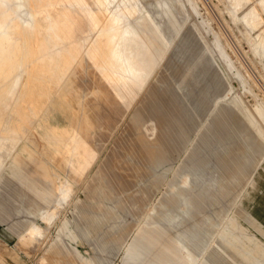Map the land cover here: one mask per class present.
<instances>
[{
    "label": "rangeland",
    "instance_id": "374dc122",
    "mask_svg": "<svg viewBox=\"0 0 264 264\" xmlns=\"http://www.w3.org/2000/svg\"><path fill=\"white\" fill-rule=\"evenodd\" d=\"M39 1L60 11V0ZM88 1L99 13L93 0ZM225 1L222 7V0H141L137 7L142 13L122 21L128 31L142 30L152 41V30L140 24L150 23L146 16H151L167 36L168 41L155 36L160 51L147 74L137 65L116 74L139 86L122 118L138 125L147 120L150 144L173 149V167L163 164L166 158L160 156L156 169H118L108 162L110 140L96 118L119 116L121 109L99 93L93 99L84 94L91 79L75 64L58 83H28L16 106L10 103L2 128L10 130L11 123L22 126L17 140L3 141L0 136V264H55L57 258L60 264H121L120 233L107 212H117L129 239L140 222L138 237L157 249L146 264H215V257L226 256L238 257L239 264H264V24L255 8L243 19L246 8L239 14L242 6ZM131 3L114 0L107 7L120 18L118 13ZM86 34L95 37L93 32ZM37 37L30 36V42L44 40ZM179 38L196 47L198 39L202 41L175 79L192 108L203 100L195 120L194 109L184 113L177 104L172 112L164 111L149 84L160 73L167 75L165 68L174 57L168 53ZM140 41L147 44L146 39ZM127 46L126 42L121 48ZM138 53L130 57L138 60ZM35 58H41L39 53ZM34 68L36 64L29 67ZM144 91L148 96L143 100ZM150 105L155 113L148 110ZM73 107L94 119L103 139L95 160L77 181L66 175L61 148L51 140L52 127L55 137L71 131ZM132 111L135 119L129 117ZM151 115L157 120L149 119ZM119 144L133 142L123 138ZM162 165L169 171L162 172ZM104 180L113 182L122 200L115 199ZM92 182L105 197H92ZM35 226L43 234L38 245H22L19 238Z\"/></svg>",
    "mask_w": 264,
    "mask_h": 264
},
{
    "label": "bare ground",
    "instance_id": "6f19581e",
    "mask_svg": "<svg viewBox=\"0 0 264 264\" xmlns=\"http://www.w3.org/2000/svg\"><path fill=\"white\" fill-rule=\"evenodd\" d=\"M111 1L114 0H93L94 5L99 8L98 13L88 0H60L59 12L54 11V5H41L39 0H27V5L24 0H0V136L3 141L18 138L22 125L11 123L12 128L6 130L7 126L2 128V119L10 103L13 102L15 107L16 102L24 97L27 92L26 85L35 81L58 83L65 71L73 64L76 65L79 73L90 77V88H84V94L87 93L90 98L93 99V95L99 93L115 108L126 109L130 101L136 97L139 93L137 82L116 73L133 71L137 65L139 70L147 74L153 63L152 57L160 51L155 48V36L159 35L165 41L168 39L151 16H146L150 23L144 20L140 24L143 25V29L152 30L150 37L152 41H149V37L142 30L128 31V28L123 26V18L142 13L137 7L141 6L139 3L141 0H120L132 2L131 7H123L118 13L120 18L114 16L112 10L107 7ZM87 32L95 33V37L91 38L86 34ZM34 35L44 40L30 42V36ZM20 36L21 39H16ZM140 39H146L147 44H142ZM126 42L127 48L122 49L121 45ZM201 42L198 39L196 47L195 44L179 38L177 44L168 53L169 55L173 52L174 57L173 64L165 68L167 75L160 73L149 83L155 95L161 99L164 111L172 112L176 104L184 113L191 109L193 111L194 108L180 92L181 82L176 84L175 79L181 77L183 68L190 56L200 47ZM136 50L139 51L138 60L130 57ZM36 53L41 56L39 60L35 58ZM215 53L219 58L222 57L219 52L215 51ZM33 64L38 68L30 70L29 67ZM142 81L143 79L140 80ZM147 96L145 91L140 93V99L144 100ZM200 104L201 106L194 109L192 120L200 117L196 112L203 106V100ZM148 110L155 113L151 105ZM71 112L75 117L71 131L55 137L56 129L52 127L51 140H56L58 147L61 148L66 175L77 181V178L85 174L88 166L95 160V153L99 148L100 140L103 139L92 117L82 113L77 107H73ZM32 114H37V111H32ZM151 116L149 119L157 120V115ZM129 117L135 119L136 111H132ZM80 123L81 128H79ZM131 125L134 129L140 128L136 123ZM169 169L170 167L161 168L162 172H167ZM50 188L52 191L56 190L54 186ZM251 190L255 191L253 188ZM26 235L27 237L25 235L20 237L19 242L34 247L38 245L43 234L41 228L35 226ZM165 263L170 264V262Z\"/></svg>",
    "mask_w": 264,
    "mask_h": 264
},
{
    "label": "crops",
    "instance_id": "0c3cea01",
    "mask_svg": "<svg viewBox=\"0 0 264 264\" xmlns=\"http://www.w3.org/2000/svg\"><path fill=\"white\" fill-rule=\"evenodd\" d=\"M235 1L238 5H240L241 8L238 9V13L240 14L241 11L246 8L245 13L242 15V18L244 19V16L249 12L251 8H255L258 12L259 18L262 17V23L264 24V0H231ZM262 2V3H261ZM226 1L222 0V7L225 5ZM239 24H241L240 21H238ZM242 25V24H241ZM251 34L255 32V30H251ZM264 59V57H261ZM121 111L118 115L114 117V115L110 116H103L102 118H96V123L99 124L100 129L102 130L103 136L108 137L110 140L107 141L109 145L111 144V150H110V157H122V160L113 161L110 159L109 155H106V158H108L109 163H113L114 167H117L118 169H135V168H159V160L158 157L166 158V160L162 161L163 164H166L173 167L174 165V151L173 149H169V146H167L166 149H160L157 146H152L150 144V135L146 132L145 125L147 123L146 121H142L140 124V128L134 129L132 127L131 122L128 119L122 118V115L125 113V107L119 108ZM106 112L107 111L106 109ZM112 113V112H111ZM127 139L132 140L133 144H126V145H120L119 142L121 139ZM130 154H135V156H132ZM122 162L125 164V166H122ZM161 167H164L162 165ZM105 181V180H104ZM108 181V182H107ZM105 181V186L108 187L109 191L115 196L116 200H122L120 197V191L115 187L113 182L110 180ZM134 183V182H133ZM95 184V186H94ZM93 182L88 185H93V188L91 187V195L95 199H101V193L99 192V189L97 184ZM104 196V195H103ZM107 196V194H106ZM113 196V197H114ZM105 197V196H104ZM48 199H51V197H48ZM110 218H112L115 223L116 227L118 228V231L120 233L119 240L122 244L123 248V257L121 260V264H146L148 259H151L154 254H156L157 249L151 245L150 247H147L144 245L141 238L138 237L137 233L141 230L140 222L135 223V228L132 232L131 239L128 238L129 236V230L125 224H121V220L119 219V215L117 212H107ZM155 231H157V226L155 227ZM71 246L73 250L76 248L71 243ZM222 247V246H221ZM223 248V247H222ZM214 259L215 264H239V258L233 257V256H226V258L223 257H215ZM72 261V259L70 258ZM210 260H213L210 258ZM229 261V262H228ZM73 262V261H72ZM211 262V261H210ZM212 263V262H211ZM55 264H60L59 259L57 258L55 260ZM63 264V262H61ZM71 264V262H69ZM94 264V263H91ZM213 264V263H212ZM243 264V263H242Z\"/></svg>",
    "mask_w": 264,
    "mask_h": 264
}]
</instances>
